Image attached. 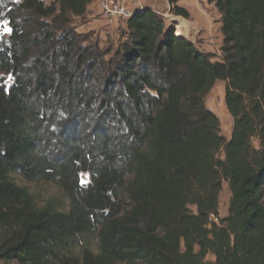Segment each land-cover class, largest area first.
<instances>
[{
	"label": "trees",
	"instance_id": "1",
	"mask_svg": "<svg viewBox=\"0 0 264 264\" xmlns=\"http://www.w3.org/2000/svg\"><path fill=\"white\" fill-rule=\"evenodd\" d=\"M93 1L0 0V264H264V0H208L223 61L148 6L105 50L74 26ZM219 80L230 139L205 105Z\"/></svg>",
	"mask_w": 264,
	"mask_h": 264
},
{
	"label": "rangeland",
	"instance_id": "2",
	"mask_svg": "<svg viewBox=\"0 0 264 264\" xmlns=\"http://www.w3.org/2000/svg\"><path fill=\"white\" fill-rule=\"evenodd\" d=\"M46 3H50L54 0H44ZM141 1V0H140ZM142 4H149L148 7L156 10L160 13L166 21L167 25L173 24L175 26V30L177 31L176 25L178 24L177 19L174 18L175 15L172 11V0H167L165 2V7H158V4L153 0H142ZM139 2V0H129L128 4L130 7H135V4ZM171 6L170 10L169 7ZM176 4V1H175ZM137 6V5H136ZM144 7V6H143ZM206 8L211 11L213 7L211 5H206ZM214 8H216L214 6ZM217 10V9H216ZM172 14V15H170ZM128 19V18H127ZM127 19L120 20L116 24H110L105 19H103L99 14V9L97 7V0H94L92 4L89 5L88 11L84 16L77 17L74 19V26L78 32L84 34H92V37L96 40L98 39L100 42V46L103 49H116L118 44L122 42L124 39V34L127 30ZM184 28L187 27V22H185L182 18ZM179 20V19H178ZM182 28V30L184 29ZM10 32V27L8 21H0V35L7 36ZM177 34V33H176ZM223 44V41H222ZM212 47V51H206ZM197 47L206 53H211L213 60L215 61H223L222 56V45L219 42L207 41L205 39L200 38L198 41ZM4 79L7 84H11L13 79L10 75H4ZM225 90H226V82L225 81H217L214 85L213 89L206 95L205 97V105L208 109L212 110L220 120L221 134L226 138L230 139L233 128H234V118L230 114L227 105L225 103ZM259 141L257 138L253 139V145L258 146ZM223 152H220V156L223 157ZM81 182L82 184L88 183L90 180L89 174L87 172L81 173ZM14 179L18 184L23 187H26L35 197L36 201L39 204H44L48 201H52L56 207L60 209L68 208V198L66 193L53 182L46 181H28L22 178L21 176H14ZM231 192L229 190L227 182H224L223 191L220 196V216L226 217L228 215L229 202H230ZM192 210H196L195 206H190ZM211 258V257H210ZM214 259V258H211ZM16 264V263H15Z\"/></svg>",
	"mask_w": 264,
	"mask_h": 264
},
{
	"label": "crops",
	"instance_id": "3",
	"mask_svg": "<svg viewBox=\"0 0 264 264\" xmlns=\"http://www.w3.org/2000/svg\"><path fill=\"white\" fill-rule=\"evenodd\" d=\"M137 1V0H134ZM158 4V7H165L167 0H153ZM176 1V5L185 8L189 15L184 17L181 15H173L174 18H182L187 22V27L181 30V36L190 39L195 45L198 44L200 38L207 41H216L222 45L223 34L221 31L222 23L220 20V14L213 4H210L208 0H172ZM143 1L139 0L135 6H148L149 4H142ZM206 5H211L213 9L209 11ZM130 6V4H129ZM169 10L171 6H169ZM172 15V14H170ZM211 47V46H210ZM206 51H212V47Z\"/></svg>",
	"mask_w": 264,
	"mask_h": 264
},
{
	"label": "built area",
	"instance_id": "4",
	"mask_svg": "<svg viewBox=\"0 0 264 264\" xmlns=\"http://www.w3.org/2000/svg\"><path fill=\"white\" fill-rule=\"evenodd\" d=\"M129 0H97L100 16L110 24L129 18L137 8L130 7Z\"/></svg>",
	"mask_w": 264,
	"mask_h": 264
},
{
	"label": "bare ground",
	"instance_id": "5",
	"mask_svg": "<svg viewBox=\"0 0 264 264\" xmlns=\"http://www.w3.org/2000/svg\"><path fill=\"white\" fill-rule=\"evenodd\" d=\"M137 8H143V6L140 5V6H137ZM177 21H178V24L176 25V28H177L176 33H177V35H181V30H182V28H184V26H183L181 19H179V20L177 19Z\"/></svg>",
	"mask_w": 264,
	"mask_h": 264
}]
</instances>
